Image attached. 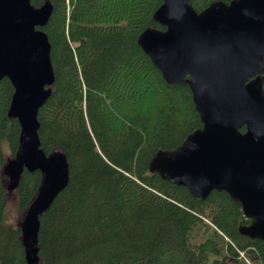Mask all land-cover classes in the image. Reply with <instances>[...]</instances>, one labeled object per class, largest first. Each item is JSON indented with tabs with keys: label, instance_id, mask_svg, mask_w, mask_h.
<instances>
[{
	"label": "trees",
	"instance_id": "obj_1",
	"mask_svg": "<svg viewBox=\"0 0 264 264\" xmlns=\"http://www.w3.org/2000/svg\"><path fill=\"white\" fill-rule=\"evenodd\" d=\"M215 0H190L196 12ZM229 3L231 0H220ZM50 2L47 35L54 72L38 112L40 148L65 155L67 186L39 217V264H264L261 241L225 192L195 201L186 188L151 173L158 151L201 127L188 86L167 85L137 45L162 0ZM14 88L0 81V264H27L20 226L3 222L7 161L20 125L8 116ZM244 131V128L241 130ZM6 152L10 158L7 159ZM40 173L23 171L17 205L26 212ZM208 220L210 224L206 223Z\"/></svg>",
	"mask_w": 264,
	"mask_h": 264
},
{
	"label": "water",
	"instance_id": "obj_2",
	"mask_svg": "<svg viewBox=\"0 0 264 264\" xmlns=\"http://www.w3.org/2000/svg\"><path fill=\"white\" fill-rule=\"evenodd\" d=\"M52 4L0 0V81L14 88L8 116L20 125L18 147L4 166L7 191L24 170L38 171L35 199L20 223L27 264H39V217L69 180L66 157L40 148L38 112L54 83L44 27ZM137 45L172 87L188 86L201 127L180 146L158 151L151 173L187 189L195 201L225 192L250 223L241 235L264 251V0H220L196 12L190 0H162ZM244 128V131H241Z\"/></svg>",
	"mask_w": 264,
	"mask_h": 264
},
{
	"label": "rangeland",
	"instance_id": "obj_3",
	"mask_svg": "<svg viewBox=\"0 0 264 264\" xmlns=\"http://www.w3.org/2000/svg\"><path fill=\"white\" fill-rule=\"evenodd\" d=\"M6 157L7 159L10 158L8 152H6ZM24 215L25 212H20L18 209L16 191H7V206L4 212L3 222L9 225H20Z\"/></svg>",
	"mask_w": 264,
	"mask_h": 264
},
{
	"label": "built area",
	"instance_id": "obj_4",
	"mask_svg": "<svg viewBox=\"0 0 264 264\" xmlns=\"http://www.w3.org/2000/svg\"><path fill=\"white\" fill-rule=\"evenodd\" d=\"M204 221L206 223L210 224V222L208 220L204 219ZM237 252H238L239 258L243 259L247 264H250L249 260L245 256V253L244 252L239 251V250H237Z\"/></svg>",
	"mask_w": 264,
	"mask_h": 264
}]
</instances>
